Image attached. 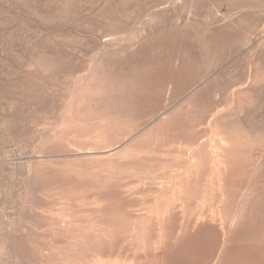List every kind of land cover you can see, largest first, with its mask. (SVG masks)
I'll list each match as a JSON object with an SVG mask.
<instances>
[{
    "label": "rangeland",
    "instance_id": "374dc122",
    "mask_svg": "<svg viewBox=\"0 0 264 264\" xmlns=\"http://www.w3.org/2000/svg\"><path fill=\"white\" fill-rule=\"evenodd\" d=\"M0 264H264V0H0Z\"/></svg>",
    "mask_w": 264,
    "mask_h": 264
}]
</instances>
